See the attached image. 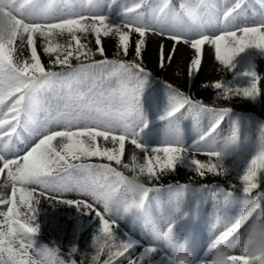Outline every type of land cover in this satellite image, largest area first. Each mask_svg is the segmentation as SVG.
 Listing matches in <instances>:
<instances>
[{
	"label": "snow or ice",
	"instance_id": "obj_1",
	"mask_svg": "<svg viewBox=\"0 0 264 264\" xmlns=\"http://www.w3.org/2000/svg\"><path fill=\"white\" fill-rule=\"evenodd\" d=\"M140 3H136L129 7L126 4L123 7L124 20L122 24L114 26L108 22V16L94 9H101L104 5L101 0H87L86 4H81V9H87V11L79 12H67L64 8L55 7L52 8L43 4V0H0V8L6 7L11 11L14 19L0 18V160L3 161V168L0 172L7 169V177L15 184H20L21 187L17 189L13 186L12 198L4 200L2 203L8 204L9 207L6 212L0 213L3 216V224L0 225V264H62V262L55 260L54 253L49 249L37 250L34 246L33 237L38 233L37 226H30L28 223L22 221L19 218V211L16 203V193L19 191V201L22 205L27 207L33 222L35 220L36 210L32 207L33 191L23 187L27 184H38L41 186L49 187L53 191L62 190L63 186H57L55 180H49L52 171L55 168H62L64 171H68L69 168H76L81 171H86L92 166L84 165H71L68 164V157L79 158L80 156L86 157H106L108 160H116L120 162L119 156L113 152L103 151L98 148L93 149L91 145H86L81 139V136L87 135L92 141H95L97 136H104L107 138L109 135V129L114 127H121L123 129L122 135L118 137L120 141V150L123 151L124 141L126 135L131 136V142L138 148H143L148 151L141 143L138 142L137 129L143 122V116L140 109V94L144 86V76L147 73L139 65H123L119 67L121 72V86L118 93L113 96L106 97L102 93H97L95 89H90L87 94L85 93H69L66 107L69 109L68 118L63 122L67 129L64 131H53L48 133L47 128H44V135L39 139L25 155L19 159H7L5 158V150H10L12 144V137L15 135L20 138L21 133L17 132V129L21 125V117L24 118L23 131L28 132V122L32 119L33 113L37 110V94L41 87L54 82L59 79L60 75L55 72H46L41 66V63L37 57L35 48L31 51L32 63L31 65L25 64L23 67L14 66L10 51H6L11 48L14 38L19 30L28 35V45L33 44L32 33L40 31L43 33H51L53 30H67L72 39L76 43L75 50H68L66 56L61 59L57 57L56 64H67L68 58L74 53H79L84 47L81 45L79 38L75 33L93 34L95 36L97 51L103 56V45L101 41V34L105 36L111 29H115L118 34L119 47L122 48L125 53L127 52V46L129 41V34L127 31H122V28H127L131 31H135L139 37L143 38L147 31H156L157 29L145 19L143 13L138 12L137 9L141 7ZM203 2V0H202ZM116 0H112V4H115ZM259 4L264 9V0H259ZM111 8V4L107 5ZM168 8L167 4L159 9L160 16L156 17V23L160 25L161 34H165V28L163 26V20L166 18L167 13L165 9ZM182 9H185L188 20L185 24L190 22L191 27L197 29L203 27V23L198 12L194 11L191 6L181 5ZM240 2L235 3L231 8L227 9L223 13V20L227 23L235 24L236 20L241 15L238 9H241ZM134 15H130L133 14ZM235 13V15H234ZM19 16L20 18H17ZM74 18H69V17ZM155 16V13H154ZM39 20H44L46 23H40ZM90 21V23H86ZM179 27H173L167 32L168 39H171L177 43L183 40L184 43L191 44V48L196 53V59L191 60L190 64L199 66L201 63V49L205 43L212 44L215 48L216 60L225 67H231L235 57L246 49L255 48L264 50V20L256 26H237L232 29L225 28V30L214 37L201 34L200 38L192 39L189 41L185 39L181 34ZM238 32L241 35H238ZM143 39L138 40L136 44V53L140 55V49L143 45ZM46 52L54 51V49H45ZM85 56L87 52L83 53ZM109 63L108 61L101 60L95 65L94 68H99L102 65ZM163 66V57L162 64ZM135 67L136 73L134 75L128 73V69ZM32 73V75H30ZM39 73V76L35 74ZM70 75V74H69ZM245 75H249L245 73ZM254 82L250 88L243 90L242 94L245 97L258 95L257 78L255 74ZM41 77L43 79H41ZM39 81V83H37ZM213 87L215 89H222L223 85L220 82H216ZM232 90L225 89L224 95L227 97ZM237 95L241 94L240 89L234 91ZM11 100L8 104L7 101ZM187 105L189 109L201 111L204 110L199 103H193L189 98L183 94L171 89L169 95V110L166 113V117L169 119V123H172L171 118L175 117L177 113L181 112ZM116 110L113 111L112 109ZM225 109L219 113L217 119L213 122L211 127L206 131H203L199 135V141L197 146L208 143L207 137L215 131V128L220 124L221 117L227 112ZM83 121L85 125L90 121L96 124L98 127L102 126L104 131L89 130L88 127H83L78 131H71V127L74 123ZM129 121L131 124H129ZM30 135L32 133H29ZM4 137H8L4 140ZM63 138L68 141L62 143L63 154L61 151H57L52 146V141L57 138ZM235 135L232 140L226 142L222 149L209 148L203 151L205 155L222 159L233 148L235 143ZM117 137H113L115 142ZM151 153H163V162L159 157L156 158V163L159 166L161 172L165 170H174L177 161L182 157V154L186 151L184 147L180 145V141L177 140L174 144H168L163 147L152 148ZM149 163L141 166V171L146 167L149 176L155 175L154 168L156 165L152 164L151 157H148ZM192 164L195 166L197 173L203 177L205 171L215 175H220V165L215 163L204 164L199 160L192 159ZM14 167V170H13ZM127 167V165H125ZM97 172L101 175L103 182L97 183L93 181V185L89 188L85 185H79L84 190L85 195H90L96 201V203L103 204L104 211L112 214L115 211L119 213L134 212L137 216L141 217L146 227H151L153 233L158 240L172 245V228L169 227L166 231L158 230L150 220L147 210L145 209V199L148 195V189L141 188L137 193L133 181H126L119 172H116L112 168H108L105 165L96 166ZM264 172V149L258 152L248 163L244 174L241 176L243 191L245 194H250L253 189L258 187L257 176L258 173ZM110 177L114 178V182ZM123 187L124 194L132 193V201L126 198L117 197L120 200L118 206L113 209L111 201L113 197L119 193L120 188ZM177 191H183L178 189ZM62 203L69 205H75L93 210V205L85 203L83 201H70L64 200ZM259 210V212H258ZM254 213L258 216L264 217V210L261 209V205L256 201H249L242 215L236 220L233 225V229L241 225H244ZM97 218L100 220L101 228L100 232L103 239L108 242L109 247H116L119 249L115 253L116 256H122L125 252L131 250L133 245L131 243L116 242L114 234L110 231L111 224L108 220L104 219V216L99 211L96 212ZM113 224L115 221L112 222ZM6 228V230H4ZM260 228H264V223H255L251 226V229L255 232ZM228 233H225L227 236ZM103 246V245H102ZM101 246V247H102ZM35 253L36 259H34L29 252ZM155 249H148V252H153ZM111 259V254H110ZM129 264H135V261L129 258Z\"/></svg>",
	"mask_w": 264,
	"mask_h": 264
},
{
	"label": "rangeland",
	"instance_id": "obj_2",
	"mask_svg": "<svg viewBox=\"0 0 264 264\" xmlns=\"http://www.w3.org/2000/svg\"><path fill=\"white\" fill-rule=\"evenodd\" d=\"M56 0L50 1V6ZM229 2V0H227ZM253 2H258L259 0H253ZM46 3V2H45ZM208 6L213 8V2L207 3ZM46 5V4H45ZM192 7V6H191ZM194 11L195 8L192 7ZM218 13L223 12L224 9H220L216 6ZM262 9V8H261ZM264 14V9H262ZM235 15V14H234ZM215 16L207 15L209 19L210 25L215 28L217 26L218 33L216 35H220L224 31V27H234L227 25L222 18L220 24H216ZM174 19V25H177L180 29L187 30V32L191 34H198L202 33L205 35L212 36L207 31L203 30V27L197 29L195 27L185 24L184 22L188 20V18H180L173 15L171 16ZM218 20V18L216 19ZM38 22L43 23L44 20H39ZM174 25L171 26V29L175 27ZM216 25V26H215ZM213 36V37H214ZM186 39V38H185ZM195 39V38H194ZM191 41L192 39H188ZM27 44V33H23L22 30H19L17 34V41L14 42L10 49L6 48V51H10L11 59L14 64L19 67H23L26 62L23 57V53L25 51ZM162 44H157L152 54L153 59V68L155 72H157L160 78L164 79L167 84L171 87L180 86L183 82H185L188 78V72L192 71L193 73L199 74L200 78L197 81L196 87L197 90L193 93L194 97H197L201 93H205L213 98L219 97H226L224 95V90L229 89L232 92H229L227 97L231 96L234 93L230 80L235 79H249L253 77V73L255 74V78L259 75L258 72L264 73V50H259L255 48L246 49L244 52L240 53L237 57L234 58L231 67H225L221 63H219L215 58V48L212 44L205 43L201 49V63L199 66H194L190 64L191 60L196 59V53L191 48V44L184 43L181 41L175 47H173L170 52L167 51V46L161 48ZM160 49V50H159ZM162 57H163V66L162 64ZM248 73L249 75H245ZM254 78V77H253ZM216 82H220L223 85L222 89H215L213 85ZM118 92H110L106 97L113 96ZM39 106V103H38ZM63 108L59 110L56 115L58 117H54L50 119L52 122L55 123V126L52 128L51 132L53 131H64L69 130L67 129L65 123L63 122L69 115V109ZM67 110V111H65ZM113 111L116 109L113 108ZM169 110V99L164 98L160 95H155L151 98L150 109L143 111L142 116L143 120L147 117L155 116L158 120L155 121L151 126L145 127L143 130L138 131V137L140 139H144L141 144L148 149L146 152L143 148H138L135 146L134 148V155L137 164L141 167L147 165L149 163L148 157H151L152 164L156 165L154 168L155 175L149 176L147 173L146 167L143 170L144 177H157L158 179H163L164 183H172L176 182L179 184L185 185H196L200 184V180L204 177L208 178L211 183L218 184L224 183L227 181H235V183H240L241 176L244 174V171L241 172L239 177L236 180V174L233 173L228 166L224 164V159H217L215 157L210 156H197L194 152L195 149L197 150H205L209 149L211 146L221 147L223 145L232 140L233 135H237V129L234 125V122L231 119L222 122L219 124L215 131L211 133L210 136L207 137L209 141L206 144L197 146V143L194 145V148L188 152L182 154V157L177 161L174 170H165L161 172L159 166L156 163V158L159 157L161 162H163V153H151L152 148L156 147H163L167 146L168 144H174L177 140L182 142H188L190 139L198 135L199 133V119L198 116L193 113L191 109L186 110L183 112L181 110L180 113H177L175 117H172V123H169V119L166 117V113ZM38 115V112H34L32 115V119L29 122V131L35 132L37 134L38 139L35 141L34 145L38 143L39 139L42 138L44 135V128L43 130L38 129L34 122ZM215 121L214 118L210 119L208 122V127H210L213 122ZM236 123L240 121L235 120ZM181 125L184 128H181ZM83 127H88L89 130L94 131H104L102 126H97L96 124L88 122L87 125L83 121L79 123H74L71 127V131H78ZM118 127H114L109 129V135L107 138L104 136H97L95 141H92L87 135L81 136L80 139L86 145H92L93 149L98 148L101 151H108L113 152L118 149V146H115V142L113 141V137H116V131ZM30 134L28 137L20 136L19 141L28 142ZM19 141L13 142L10 146V150H5V158L7 159H19L18 155H12L11 152L14 153L16 151V145ZM245 153V148L241 151ZM254 157V156H253ZM252 157V158H253ZM251 158V159H252ZM192 159L199 160L201 163L209 164L215 163L220 165V175H215L212 173H208L205 171L204 176L201 177L197 171L195 166L192 164ZM3 168V161L0 160V169ZM14 170V167H13ZM7 169L0 172V197H5L9 191L12 190L14 185L12 181H10L7 177ZM264 179V172L258 173L257 180ZM76 187L75 183H72V189ZM168 198L167 201L165 198L159 200H153L149 204V208L147 209L148 216L150 217L151 222L155 219L156 216L159 214V218L163 217L167 211L170 209L171 212L179 211L176 215L179 216L178 218L187 217L189 213V208L191 206H195L196 211L191 213L188 217V223L193 224L195 227V232L197 233L198 239L194 242L192 249L197 253H202V246L203 241L207 242L210 241L213 236H215L222 228L224 221L228 219V212L227 210L233 205L232 200H224L220 194H212L210 196L205 195L204 193L201 194H182V192L175 193V191H171L164 196ZM182 198V199H181ZM185 198V201H184ZM4 199L0 201V208L4 206L2 203ZM19 208V206L17 207ZM191 219V220H190ZM163 223L166 222L163 220ZM82 222H79L78 225H81ZM0 225H2V221L0 219ZM162 224L157 220L154 223V226L158 229ZM249 244V240L246 238L242 243L240 240L232 243L228 238L224 245H226L224 251V259L226 264H231L230 260L235 256V253L242 252L246 250V247ZM216 256V250L204 252L201 257L198 258L197 264H205L206 258H213ZM125 260L119 262L118 264H125Z\"/></svg>",
	"mask_w": 264,
	"mask_h": 264
},
{
	"label": "trees",
	"instance_id": "obj_3",
	"mask_svg": "<svg viewBox=\"0 0 264 264\" xmlns=\"http://www.w3.org/2000/svg\"><path fill=\"white\" fill-rule=\"evenodd\" d=\"M140 2L141 0H132L133 5L136 3H140ZM110 24L114 25L113 23H110ZM122 31H127L129 34V41H128L126 53L122 48L119 47L118 34L115 32L114 28L111 29L106 36L103 33H102L103 35H101V39L103 40V44H102L103 45V56H101L99 52L97 51V46L93 38L86 37V39L83 40L85 42V46L81 50L83 53L84 52L88 53L87 55L88 60L96 59L100 57H116L118 59H126L135 65L144 64L146 66L149 63V52L151 51L150 50L151 43L149 44L148 41L145 42V48L142 51H140V55L138 56L136 53V44L138 40L143 39L144 37L143 38L139 37V35L135 31H131L127 28H122ZM89 46L92 47L93 49L92 51H88ZM68 50H71V49L68 47L67 51ZM38 53L41 59L44 62H47V65L51 64L49 67L56 66L55 61H52V62L47 61L46 59L47 53L44 51L43 48L40 47L38 50ZM80 59H81L80 54L74 51L73 55L68 58L67 64H72ZM238 102H240V100ZM231 104L237 107L243 106V107L250 109L252 112H254V114L262 122H264V86H263V97H262V102L260 103V106L258 105V103L254 102L251 99H244L238 104H234V103H231ZM115 197L117 196H114V198ZM121 198H126L127 200L132 201L133 195L132 193H127L125 195L123 192L121 194ZM250 219L256 221V223H264L263 218L258 216L257 213H254L253 216L250 217ZM62 224L65 229V236H66V242L68 245V249L70 252L73 253L76 264H96L98 260L103 261L106 259L107 250L105 249V247L104 248L101 247L103 243H102V239H100L101 224H100L99 219H97V222L93 229V233L89 232L83 235L81 239L79 240V242L74 240L73 233L67 226H65L63 220H62ZM260 229L258 230L260 231ZM110 230H111V227H110ZM249 264H264V259L256 258L252 260L251 262H249Z\"/></svg>",
	"mask_w": 264,
	"mask_h": 264
},
{
	"label": "clouds",
	"instance_id": "obj_4",
	"mask_svg": "<svg viewBox=\"0 0 264 264\" xmlns=\"http://www.w3.org/2000/svg\"><path fill=\"white\" fill-rule=\"evenodd\" d=\"M252 253L253 254L264 253V228L260 229L259 231V237L252 249ZM217 264H226V261L223 257H220L217 260Z\"/></svg>",
	"mask_w": 264,
	"mask_h": 264
}]
</instances>
